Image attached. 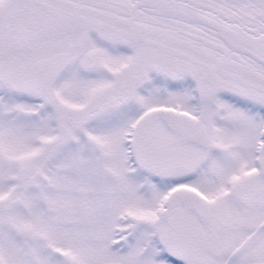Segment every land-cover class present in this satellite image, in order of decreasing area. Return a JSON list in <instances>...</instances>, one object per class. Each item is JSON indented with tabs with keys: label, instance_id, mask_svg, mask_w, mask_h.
Here are the masks:
<instances>
[{
	"label": "snow or ice",
	"instance_id": "1",
	"mask_svg": "<svg viewBox=\"0 0 264 264\" xmlns=\"http://www.w3.org/2000/svg\"><path fill=\"white\" fill-rule=\"evenodd\" d=\"M0 264H264V0H0Z\"/></svg>",
	"mask_w": 264,
	"mask_h": 264
}]
</instances>
